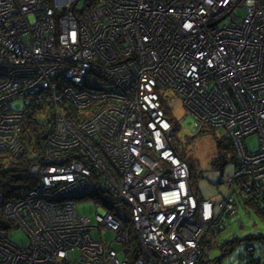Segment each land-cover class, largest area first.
Returning a JSON list of instances; mask_svg holds the SVG:
<instances>
[{
  "label": "built area",
  "instance_id": "obj_1",
  "mask_svg": "<svg viewBox=\"0 0 264 264\" xmlns=\"http://www.w3.org/2000/svg\"><path fill=\"white\" fill-rule=\"evenodd\" d=\"M174 96L233 141L219 203L178 150ZM37 113L33 185H0V264H201L242 196L264 197V0H0V154L26 153Z\"/></svg>",
  "mask_w": 264,
  "mask_h": 264
},
{
  "label": "rangeland",
  "instance_id": "obj_2",
  "mask_svg": "<svg viewBox=\"0 0 264 264\" xmlns=\"http://www.w3.org/2000/svg\"><path fill=\"white\" fill-rule=\"evenodd\" d=\"M239 15H245L246 9L239 8ZM170 117L175 124V133L177 132L179 150L185 152L187 162H193L197 171L203 173V177L194 180L197 193L204 198H212L217 203L223 200L227 192L226 181L234 173L235 160L230 161L224 167H213L212 157L218 150L217 137H222L224 133L220 129L196 130L193 125V117L189 115L183 105L182 98L174 96L169 101ZM179 128V129H176ZM178 130V131H177ZM245 143L249 150L254 151L259 147V136L257 134L249 135L245 138ZM99 205L93 199H80L78 201V210L81 214L95 215ZM222 226H225L219 234V242L227 239H244L237 244L232 253L223 255V251L218 247L210 250L211 257H221L222 264H239L240 254L246 253V245L253 242L256 246V254H264V220L259 213L244 202L239 203L238 212L227 217ZM98 236L97 234H94ZM110 238V235L105 234ZM253 237V238H249ZM9 239L20 245H28L30 239L22 228H14L9 233ZM250 240V241H249ZM264 263V257H263Z\"/></svg>",
  "mask_w": 264,
  "mask_h": 264
},
{
  "label": "trees",
  "instance_id": "obj_3",
  "mask_svg": "<svg viewBox=\"0 0 264 264\" xmlns=\"http://www.w3.org/2000/svg\"><path fill=\"white\" fill-rule=\"evenodd\" d=\"M44 125L45 122L43 121L42 116H40L38 113L37 115H31V117L27 121L25 127V133H24V138L26 139V145H27L26 153L19 159H14L6 154H0V185L6 192L10 193L11 195H16L17 191L19 192L21 189L24 190V188L30 187L34 183L35 178L29 174L28 168L30 163L34 159H36L35 153L39 152L36 149L37 146L40 145L43 139ZM217 145H218V150L216 154L212 157V161H211L213 167H224L230 161L236 160L234 144L230 138H228L226 135H223L222 137H217ZM179 152L181 156L185 158L186 155L185 152L184 151L181 152L180 150ZM189 164L191 169V175L193 176L194 180L203 177V173L196 170L195 164L193 162H189ZM242 202H244L249 206H252L264 220V197L255 200L242 196L240 203ZM224 227L225 226H220L216 230L211 231L207 237V240L205 241L206 246L209 247L210 249L220 246V248L223 251L222 256L228 253H232L235 246L244 240L234 237L232 239H227L226 241L220 243L218 236L221 233V231H223ZM263 237L264 235L260 236L261 239ZM249 238H253V237H249ZM250 243L253 242L252 241L248 242L246 246H248V244ZM263 257L264 254L258 256L256 254V251L252 254H246V253L244 255L240 254L241 261L239 264H264ZM220 258L221 257L215 258L209 255L207 257H203L200 263L222 264Z\"/></svg>",
  "mask_w": 264,
  "mask_h": 264
},
{
  "label": "water",
  "instance_id": "obj_4",
  "mask_svg": "<svg viewBox=\"0 0 264 264\" xmlns=\"http://www.w3.org/2000/svg\"><path fill=\"white\" fill-rule=\"evenodd\" d=\"M212 264H215V263H212Z\"/></svg>",
  "mask_w": 264,
  "mask_h": 264
}]
</instances>
